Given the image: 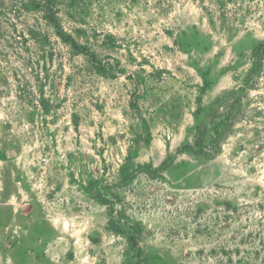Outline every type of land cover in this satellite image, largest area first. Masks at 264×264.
Masks as SVG:
<instances>
[{"label":"rangeland","instance_id":"374dc122","mask_svg":"<svg viewBox=\"0 0 264 264\" xmlns=\"http://www.w3.org/2000/svg\"><path fill=\"white\" fill-rule=\"evenodd\" d=\"M260 42L264 0H0V213L48 238L0 239V264H264ZM249 75L219 152L179 153ZM128 150L151 174L119 186Z\"/></svg>","mask_w":264,"mask_h":264},{"label":"trees","instance_id":"16d2710c","mask_svg":"<svg viewBox=\"0 0 264 264\" xmlns=\"http://www.w3.org/2000/svg\"><path fill=\"white\" fill-rule=\"evenodd\" d=\"M49 21L57 30V35L60 37L62 42L68 44L77 53L86 56L88 55L90 59H93L94 56L89 55L85 47L77 45L75 40L70 35H66L58 29L54 16H51ZM252 57L253 62L251 72H254L262 65V60L264 57V42L258 43L252 49ZM250 77L251 75H249V77L244 80V83L241 87L237 88L236 90L229 91L213 101L212 105L204 113L206 120H208L210 124H196L193 129L194 133L192 136V142L182 145L178 150L179 153L188 152L196 155L213 156L219 152L220 141L224 132L227 130L228 126H230L231 122L235 120L236 115L240 111L241 100L248 86V80ZM202 112L203 111L198 108L194 112V116L198 118ZM145 131L147 143L150 139V136L147 128H145ZM131 160L132 154L131 151L128 150V155L125 159V162L118 171L117 185H128L140 173L151 174L150 165L138 166L135 169H132ZM160 169H162V166L156 169V171H159ZM103 201L106 202L107 200ZM109 216L110 218L108 220L106 229L112 234L124 236L127 241L128 251L133 252L135 256L141 255L142 250L138 246V238L141 233L139 228L137 226L134 227L119 213L113 214V212H110Z\"/></svg>","mask_w":264,"mask_h":264},{"label":"crops","instance_id":"0c3cea01","mask_svg":"<svg viewBox=\"0 0 264 264\" xmlns=\"http://www.w3.org/2000/svg\"><path fill=\"white\" fill-rule=\"evenodd\" d=\"M10 217L6 216L5 214L0 213V239H6L7 237L13 240H39V239H48L47 234L40 233L39 231L30 227V229L26 230L25 232L21 233L22 231L15 230L10 222ZM18 227L21 228L22 224H17ZM26 249L25 244L18 243L15 252L13 253L12 264H21V261H24L22 257L24 255V251Z\"/></svg>","mask_w":264,"mask_h":264}]
</instances>
